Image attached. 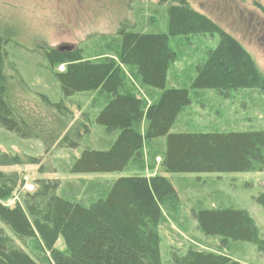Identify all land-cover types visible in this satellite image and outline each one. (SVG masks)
I'll list each match as a JSON object with an SVG mask.
<instances>
[{"label":"trees","instance_id":"1","mask_svg":"<svg viewBox=\"0 0 264 264\" xmlns=\"http://www.w3.org/2000/svg\"><path fill=\"white\" fill-rule=\"evenodd\" d=\"M173 3L166 10V33L127 31L122 26L120 44L112 56L85 58L80 48L42 50L51 66L64 65L62 72L53 74L62 99L83 92L104 94L105 106L94 123L105 132H117L108 149L84 148L63 174L122 173L130 162L136 166L143 162L144 144L163 138L165 143L154 176L119 178L104 196L86 206L58 196V180L39 179L32 193L22 194L19 202L7 207L3 201L15 193L19 180L15 173L0 172V264H41L24 249L29 241L49 252L48 264H161L162 208L172 209L178 203L166 175L264 172V131L171 132L180 111L191 101L187 89H166L167 71L176 60L169 40L216 31L185 0ZM217 33L218 44L197 65L191 88L222 95L241 89L264 90V76L250 56L228 35ZM5 38L0 34V128L21 139L40 141L46 149H76L87 127L73 122L63 100L52 103L36 94L33 109L28 108L13 87V77L6 73ZM131 76L137 77L141 87L161 94L155 100L145 97L151 101L148 105L127 87ZM148 155L151 159L152 154ZM38 163L33 157L0 153V167ZM254 202L264 211V189ZM192 215L202 235L219 237L222 242L251 243L264 255V239L247 211L199 208ZM59 238L63 250L55 248ZM170 264L241 263L219 252L189 248L183 253L171 250Z\"/></svg>","mask_w":264,"mask_h":264},{"label":"rangeland","instance_id":"2","mask_svg":"<svg viewBox=\"0 0 264 264\" xmlns=\"http://www.w3.org/2000/svg\"><path fill=\"white\" fill-rule=\"evenodd\" d=\"M173 1L159 4L157 0H0V34L7 40L6 73L13 77V87L21 94L20 99L29 104V109H33L36 94L59 103L63 99L53 74L62 72L64 65L51 66L42 50L73 52L80 48L85 58L112 56L120 44L118 32L122 26L127 31L166 33V10ZM185 1L191 10L208 19L217 32L225 33L240 45L264 76V1ZM216 31L169 40V47L176 52V60L167 71L166 89H187L191 101L180 111L177 116L180 121L173 124L172 132L264 131V90L241 89L222 95L215 90L191 88L197 65L218 44ZM123 70L128 69L124 67ZM126 85L141 97L149 89L157 94L156 97L161 94L160 90L141 87L136 76L129 77ZM24 86L27 92L23 90ZM63 101L72 112L73 122H82L87 127L88 133L76 149H46L40 141L21 139L0 128V153L33 157L39 161L36 165L0 167V172L15 173L19 180L15 193L3 201L5 206L13 207L22 194L32 193L39 179L58 180V196L86 206L104 196L108 187L119 178L156 174L164 138L144 144L143 162L139 166L130 162L122 173L63 174L84 148L106 150L117 134L105 132L94 123L105 106L104 94L95 91L77 93ZM166 177L178 194V203L172 209L162 208L164 220L159 227L161 264H170L171 250L183 253L189 248L219 252L241 264H264V255L259 254L251 243L222 242L219 237L202 235L192 215V210L199 208L245 210L255 222L259 237L264 239V211L254 202L264 189V172ZM55 248H65L61 238ZM24 249L41 264H48L49 252L36 242L29 241Z\"/></svg>","mask_w":264,"mask_h":264},{"label":"crops","instance_id":"3","mask_svg":"<svg viewBox=\"0 0 264 264\" xmlns=\"http://www.w3.org/2000/svg\"><path fill=\"white\" fill-rule=\"evenodd\" d=\"M156 96H157V94L153 90H150V89L149 90H146V92L144 93V95H142L143 98H145V97H148V98L151 97L153 100H155L157 98ZM145 100L147 101L148 105H150V102L151 101L147 100L146 98H145ZM179 121L180 120H179V117H178L175 122H179ZM173 127H174V125H173ZM171 132H172V129H171Z\"/></svg>","mask_w":264,"mask_h":264}]
</instances>
